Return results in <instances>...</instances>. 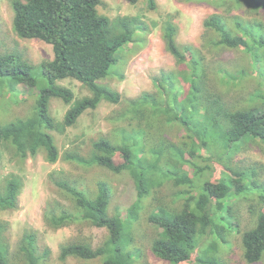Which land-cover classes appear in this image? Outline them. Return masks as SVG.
<instances>
[{
    "label": "trees",
    "instance_id": "16d2710c",
    "mask_svg": "<svg viewBox=\"0 0 264 264\" xmlns=\"http://www.w3.org/2000/svg\"><path fill=\"white\" fill-rule=\"evenodd\" d=\"M126 1L135 3L137 0ZM248 1L254 7L264 9V0ZM9 3L14 34L49 44L52 57L33 67L13 53L0 54V82L9 77L17 85L37 90L33 111L27 117L0 124V141L9 142L21 159L34 156L37 150L42 149L47 161L53 163L58 159V149L49 130L72 126L86 109L96 108L103 96L117 101L118 94L107 95L97 83L108 76L110 65L116 63V50L134 41L144 26L135 16L110 20L98 12L100 0H9ZM236 24L242 30L241 34L230 28L219 14H211L203 21L205 30H213L217 34L213 42L216 46L240 47L248 53L260 78V87L251 92L247 102L233 106L213 96L205 87V74L199 66L196 52L177 44V28L166 21L161 36L165 49L180 66L179 70L160 73V78L154 79L158 87L156 93L142 94L140 98L129 100L127 114L134 115L137 121L128 124L129 131H121L118 142L99 136L92 142L88 158L66 156L78 163L102 167L114 173L130 172L135 199L127 208L126 219H137L140 211L152 206L151 200L157 199L153 195L154 188L161 184L162 179L172 178L188 187L178 196L183 201L180 207L159 201L151 207V210L158 209L159 214L155 212L148 217L160 229L151 242V251L170 264H217L219 250L228 247L230 236L237 234H240L242 256L247 263H256L264 256V181L259 178L258 169L254 166L226 167L235 174L222 173L214 183L207 177L212 169L211 157L201 154V150H205L220 162L228 163L232 155L246 145L260 143L264 147V26L260 21ZM183 51L187 54L183 55ZM34 69L38 73L40 70L46 79V84L40 88L32 74ZM220 71L225 77V71ZM65 78L81 82L92 91V95L74 99L69 88L56 82ZM158 78L166 85L157 83ZM173 79H176L178 91L171 98L157 95L161 90L171 89ZM51 98L69 104L60 122L49 113ZM145 101H149L152 107L146 109L142 105ZM169 124H176L183 131L180 145L161 141L152 145L156 148L150 150L148 157L151 159L148 158L145 148L150 140L148 129L155 126L159 130ZM165 150L172 152L174 160L188 164L192 176L187 172L171 175L173 172L166 165H159ZM184 153L189 155L188 158H184ZM116 154L120 156L119 163L114 159ZM56 184L69 205L56 209L55 205L47 203L43 215L49 225L57 228L85 222L107 231V237L95 247L88 242L61 245L60 260L67 257L83 260L100 258L103 264H134L140 259V250L129 247L131 222L126 225L129 221L121 219L116 209L109 212L112 189L106 181H98L96 191L76 187L67 181ZM19 189L20 182L16 177L6 179L0 192V211L16 206ZM242 198L250 199L247 208L252 220L240 230V221L235 214ZM4 230L0 224V264H17L10 257ZM125 247L130 250L126 251ZM18 251L23 264H47L44 259L49 249L39 248L33 232L23 235Z\"/></svg>",
    "mask_w": 264,
    "mask_h": 264
},
{
    "label": "rangeland",
    "instance_id": "374dc122",
    "mask_svg": "<svg viewBox=\"0 0 264 264\" xmlns=\"http://www.w3.org/2000/svg\"><path fill=\"white\" fill-rule=\"evenodd\" d=\"M188 2L186 0H137L130 3L126 0H100L97 10L110 20L120 17L135 16L144 26L138 32L134 41L118 48L115 52L116 63L111 64L108 76L99 80L97 85L107 95L118 94L117 101L102 97L96 108L86 109L72 126L49 130L58 149V159L49 162L44 150H37L34 156L21 159L15 148L9 143L0 141V192L3 190L6 179L14 176L20 182V189L16 199V206L12 209L0 211V224L4 227L10 257L13 262L23 264L18 247L25 233L36 234L40 249H49L45 257L47 264H103L100 258L83 260L76 257H67L60 260L59 248L71 242H88L95 247L107 237L105 228H99L85 222H75L69 225L54 228L44 218V209L47 203L55 205L56 209L68 206V199L57 186V182L67 181L76 187L96 191L98 181H106L112 189L109 212H116L120 218L129 221L128 231L131 233L130 249L140 250L141 257L134 264H170L156 257L151 251V242L157 236L158 229L149 221V215L159 210L151 207L159 201L166 205L180 207L183 202L178 199L180 193L188 189L185 184L176 183L174 179H162L160 185L154 189L155 200L152 206H147L138 213L137 219H126L127 208L135 199V187L128 170L114 173L108 169L96 166H87L70 160L66 156L74 155L86 159L90 156L91 144L99 136H105L118 142L122 130H130L129 123L136 122V117L127 114L129 100L140 98L142 94H154L158 87L154 79L162 72L179 70L180 66L172 55L165 49L162 39V27L166 21L175 24L177 28L176 41L181 47H189L196 52L199 66L205 74V87L227 104L239 106L248 101V97L260 87V78L254 71L248 53L242 48H223L213 42L218 37L213 30H205L203 21L211 14H219L226 24L235 32L242 30L237 22L246 23L260 21L264 26V9L254 7L248 0H218L216 2ZM13 53L21 60L36 67L41 61L52 57L49 44L37 39H23L12 31V11L9 0H0V54ZM187 53L183 51V55ZM220 69L225 71L222 77ZM219 70V71H218ZM34 69L32 74L37 78L39 88L46 84L41 71ZM201 72V71H200ZM160 78V77H159ZM157 79V83L166 85ZM57 84L69 88L74 99L92 95V91L81 82L65 78L56 81ZM172 88L157 93L162 97L171 98L178 91L176 79L172 81ZM37 90L34 87L16 84L6 77L0 82V124H7L15 118L27 117L35 104ZM105 95V94H104ZM146 109L151 108L149 101L142 104ZM61 99L51 98L49 113L60 122L68 109ZM131 109V108H130ZM146 155L156 148L161 141H169L180 145V136L183 131L176 124L163 125L159 130L148 129ZM162 140H158V139ZM186 138V136H184ZM168 142V143H169ZM204 157L210 156L211 173L207 177L211 182H218L222 173L235 174L233 169L238 167L254 166L258 169L259 178L264 181V147L260 143H251L234 153L230 162H220L216 157L205 150H201ZM189 155L184 153V158ZM151 159V157H148ZM116 163L121 161L120 156H114ZM159 165L167 166L173 173L187 172L192 176L188 164L174 160L172 152L165 150ZM153 189V190H154ZM250 199L239 200L236 216L240 221V230L247 227L252 216L248 212ZM160 203V204H161ZM131 218V217H130ZM127 229V227H126ZM240 234L230 236V244L219 250L217 264H264V256L256 263H247L242 256ZM128 246V245H127ZM125 247L126 251L130 250ZM206 264V263H200ZM209 264V263H207Z\"/></svg>",
    "mask_w": 264,
    "mask_h": 264
}]
</instances>
